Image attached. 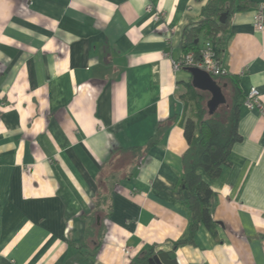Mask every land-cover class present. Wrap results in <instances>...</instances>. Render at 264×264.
<instances>
[{
	"label": "crops",
	"instance_id": "obj_1",
	"mask_svg": "<svg viewBox=\"0 0 264 264\" xmlns=\"http://www.w3.org/2000/svg\"><path fill=\"white\" fill-rule=\"evenodd\" d=\"M235 1L245 8L213 51L240 89L241 140L205 178L213 230L176 247L189 225L190 74L173 61L207 0H0V264H135L151 249L178 264H264V116L243 105L254 87L264 106V31L253 27L264 0Z\"/></svg>",
	"mask_w": 264,
	"mask_h": 264
},
{
	"label": "trees",
	"instance_id": "obj_2",
	"mask_svg": "<svg viewBox=\"0 0 264 264\" xmlns=\"http://www.w3.org/2000/svg\"><path fill=\"white\" fill-rule=\"evenodd\" d=\"M235 0H207L202 10V19L185 27L182 32L181 49L183 56L193 53L194 59H199L201 48L206 41L225 43L229 35L226 29L234 10L244 9ZM225 14L224 22L219 18ZM224 34L222 37L220 34ZM180 58V59H181ZM179 59V60H180ZM213 77L223 83L231 93V103L223 106L221 103L213 113H210V93L196 89L192 78L184 85V92L180 98L184 105L182 120L183 136L187 149L182 155V172L179 182L181 201L188 212V230L186 236L175 243L176 247L194 244V239L200 226L213 230L215 222L212 219L216 203V194L210 189L205 178H216L223 166L228 165V158L232 146L241 140L237 132L239 111L242 104L240 89L236 78ZM213 110V109H212ZM165 127L159 124L154 136L148 141L145 150L158 143ZM138 149V148H135ZM140 149V148H139ZM153 249L139 256L135 264H149Z\"/></svg>",
	"mask_w": 264,
	"mask_h": 264
},
{
	"label": "built area",
	"instance_id": "obj_3",
	"mask_svg": "<svg viewBox=\"0 0 264 264\" xmlns=\"http://www.w3.org/2000/svg\"><path fill=\"white\" fill-rule=\"evenodd\" d=\"M158 19V16L155 17ZM253 27L256 32L264 31V5L260 4L256 7L253 17ZM173 67L175 70L185 69V68H196L199 69L212 77H221L226 75L225 69L221 66L219 60L215 57L213 51V42L206 41L204 42L199 59H194L193 53L189 52L184 55L178 61H173ZM243 105L248 109L258 108L261 111V114L264 116V106L261 104L260 95L256 88H251L245 99ZM125 257L131 254L132 249L130 247H123L122 249Z\"/></svg>",
	"mask_w": 264,
	"mask_h": 264
},
{
	"label": "water",
	"instance_id": "obj_4",
	"mask_svg": "<svg viewBox=\"0 0 264 264\" xmlns=\"http://www.w3.org/2000/svg\"><path fill=\"white\" fill-rule=\"evenodd\" d=\"M220 22H224L225 14L221 15L219 18ZM185 70L190 74L192 78L193 86L196 89L206 91L210 93L211 99L208 103L210 108V113H213L221 103L224 102V96L222 93V88L217 84L209 74L196 69V68H185ZM213 109V110H212ZM150 264H178L175 259H170L169 254L160 253L150 259Z\"/></svg>",
	"mask_w": 264,
	"mask_h": 264
},
{
	"label": "rangeland",
	"instance_id": "obj_5",
	"mask_svg": "<svg viewBox=\"0 0 264 264\" xmlns=\"http://www.w3.org/2000/svg\"><path fill=\"white\" fill-rule=\"evenodd\" d=\"M225 100H226V98L224 97V104H223V106H226Z\"/></svg>",
	"mask_w": 264,
	"mask_h": 264
}]
</instances>
